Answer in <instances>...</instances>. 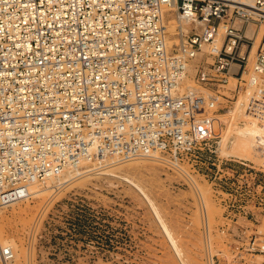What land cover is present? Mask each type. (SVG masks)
<instances>
[{"label":"built area","instance_id":"1","mask_svg":"<svg viewBox=\"0 0 264 264\" xmlns=\"http://www.w3.org/2000/svg\"><path fill=\"white\" fill-rule=\"evenodd\" d=\"M190 67L197 87L184 86ZM263 80L264 0H0V207L81 160L179 170L221 145L225 90L264 122V97L249 95ZM257 150L264 170V138ZM243 170L204 175L231 223L264 210V175ZM248 228L228 232L229 253L210 248L209 264H264V233ZM14 258L0 243V263Z\"/></svg>","mask_w":264,"mask_h":264},{"label":"rangeland","instance_id":"2","mask_svg":"<svg viewBox=\"0 0 264 264\" xmlns=\"http://www.w3.org/2000/svg\"><path fill=\"white\" fill-rule=\"evenodd\" d=\"M169 16L175 18L173 10ZM168 34L171 43L178 41L176 27L169 25ZM189 71L184 84L197 87L195 68ZM235 84L231 78L227 88ZM224 93L230 101L219 98L228 106L216 116L227 122L225 138L213 153L191 156L179 170L153 159L89 161L85 168L91 171L64 177L65 183L38 182L35 189L41 193L0 208L4 240L15 252L10 264H209L210 248L213 254L230 252L228 232L238 226L249 227L248 234L264 233L262 209L257 219L226 221L212 180L204 176L242 175L243 169L245 175H264L257 150L264 122L245 105V94ZM249 95L264 97V83ZM110 167L116 175L105 173Z\"/></svg>","mask_w":264,"mask_h":264},{"label":"bare ground","instance_id":"3","mask_svg":"<svg viewBox=\"0 0 264 264\" xmlns=\"http://www.w3.org/2000/svg\"><path fill=\"white\" fill-rule=\"evenodd\" d=\"M169 13H170V10H166V12H165V17L167 18V25H168V27H169V25L172 27V28H175V27H177V25H178V18L176 17V14H175V18L173 17H170L169 16ZM169 35V34H168ZM262 36V35H261ZM260 39H261V37L259 38L258 37V40H257V42H256V44H255V47H254V51L253 52H255V50L257 49V45H258V42L260 41ZM190 70V69H189ZM190 72V71H189ZM186 79V78H185ZM188 80V79H187ZM186 80V81H187ZM191 80V79H190ZM185 83V82H184ZM187 83H189V82H187ZM186 83V84H187ZM191 83V82H190ZM261 83H264V80L261 82ZM192 84V83H191ZM187 85H189V84H187ZM186 85V86H187ZM184 86H185V84H184ZM221 148H222V146H221ZM148 159H153V158H148ZM100 160H102V158H100ZM130 160H132V159H130ZM130 160H124V161H130ZM153 160H156V159H153ZM90 160L89 159H86V160H81L80 162H77V163H74V164H69V165H67L66 167H63V169L61 170V172H59L58 174H55V175H51V176H49V177H46V178H44L43 180H37V181H32V182H30L29 184H28V189H29V194H30V196L33 194V195H37V194H39V193H41L42 192V190L40 189V190H36L35 189V187H36V184H38V182H46L47 180H53V179H56V180H59L60 181V183H65V182H67L68 181V179H66L65 181H61L62 180V178H68V176H72V175H78V174H82V173H85L86 171H91V168L88 170V169H86L85 167H88V162H89ZM107 161H109V160H107ZM115 161V160H114ZM117 161H115V163H116ZM120 162H123V161H120ZM112 163H114V162H112ZM137 163V162H136ZM101 165H105V164H101ZM107 165H109V163L107 164ZM134 165H135V163H134ZM142 166H143V164H141ZM149 165V164H148ZM91 166V165H90ZM111 166H113V165H111ZM139 166V165H138ZM151 165H149V167H150ZM158 166V165H157ZM106 167V166H105ZM116 167V166H115ZM152 167H154V166H152ZM151 167V168H152ZM102 168V167H101ZM104 168V167H103ZM107 168V167H106ZM129 168V167H128ZM144 168V167H143ZM146 168H148V167H146V165H145V169ZM85 169V170H84ZM130 169V168H129ZM136 169V168H135ZM134 170V169H133ZM151 170V169H150ZM150 170H149V172H150ZM155 170V169H154ZM98 171H100V170H98ZM103 171V170H102ZM129 171V170H128ZM136 171V170H135ZM158 171V170H157ZM148 172V171H147ZM148 172V173H149ZM151 172H154V171H151ZM156 172V171H155ZM98 173V172H97ZM105 173H109V174H115L116 175V171H115V168L114 167H110L108 170H107V172H105ZM126 173V172H125ZM133 173H135L134 171H133ZM140 173V172H139ZM108 175V174H107ZM118 176V175H117ZM123 177H125V176H123ZM126 178V177H125ZM134 178V177H133ZM127 180L129 181V182H131L132 184H135V185H137V186H139V189H144L142 186H140L138 183H136L134 180H132V179H130V178H128L127 177ZM35 189V190H34ZM146 192V191H145ZM147 193V192H146ZM21 201V200H20ZM16 202H19V201H16ZM16 202H13V203H11L10 205H13V204H15ZM7 206V205H6ZM0 208H2V207H0ZM4 235H3V229H2V227L0 226V243H2V244H4V245H7L6 244V242H5V240H4Z\"/></svg>","mask_w":264,"mask_h":264}]
</instances>
